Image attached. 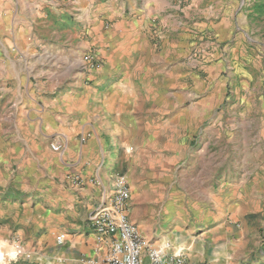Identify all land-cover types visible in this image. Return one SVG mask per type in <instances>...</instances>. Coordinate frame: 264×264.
Returning <instances> with one entry per match:
<instances>
[{
	"label": "crops",
	"instance_id": "obj_1",
	"mask_svg": "<svg viewBox=\"0 0 264 264\" xmlns=\"http://www.w3.org/2000/svg\"><path fill=\"white\" fill-rule=\"evenodd\" d=\"M46 1L0 0V253L8 255L18 246L23 259L38 264L101 262L108 242L96 238L88 217L108 194L112 178L119 176L106 160L114 152L110 145L121 138L120 131L136 128L139 103H149L153 111L156 90L139 78L145 73L140 60L147 56L134 61V54L143 53L139 33L125 32L128 28L122 26L103 32L93 23L88 38L102 46V67L90 72L82 61L83 37L41 32L57 24L89 25L95 0ZM159 1L139 0L138 18L155 12ZM224 28L226 24L219 26L217 34ZM248 32H242L246 41ZM178 72L176 80L185 78L183 69ZM156 89L164 104L179 106L183 121L184 92L171 96L163 87ZM51 144L60 145L61 151L53 152ZM75 175L77 185L72 183ZM257 212L239 198L227 199L225 208L215 203L213 243L204 248L176 244L168 236L151 237L158 228L147 216L138 218L130 211L129 220L146 244H168L184 253L185 264H264L257 221L249 226L241 222ZM59 235H64L60 246Z\"/></svg>",
	"mask_w": 264,
	"mask_h": 264
},
{
	"label": "rangeland",
	"instance_id": "obj_2",
	"mask_svg": "<svg viewBox=\"0 0 264 264\" xmlns=\"http://www.w3.org/2000/svg\"><path fill=\"white\" fill-rule=\"evenodd\" d=\"M137 3L95 0L89 25L57 24L41 32L83 37L85 68L89 55L101 60L102 46L88 38L93 23L103 32L122 26L139 33L143 53L134 54V61L147 54L139 78L156 90L153 111L149 103H139L136 128L120 131L106 158L116 175L129 177V214L149 217L158 228L153 238L168 236L176 244L204 248L213 243L215 203L225 208L227 199L239 198L259 209L255 218L241 222L257 221L264 243V0H160L159 8L141 19ZM243 31H249V41ZM178 71L185 78L176 80ZM157 87L165 95L184 92L183 121L179 106L158 99ZM244 237L249 248V234ZM15 250L0 253V264H38L22 255L14 258Z\"/></svg>",
	"mask_w": 264,
	"mask_h": 264
},
{
	"label": "built area",
	"instance_id": "obj_3",
	"mask_svg": "<svg viewBox=\"0 0 264 264\" xmlns=\"http://www.w3.org/2000/svg\"><path fill=\"white\" fill-rule=\"evenodd\" d=\"M88 70L98 69L100 61L93 55L86 59ZM53 152H60L61 146L51 144ZM79 177L73 183L79 184ZM130 185L126 175L112 178L110 190L104 200L88 217V225L96 238L108 242V253L101 261L87 260L84 264H185V255L173 251L168 244L151 246L146 244L136 227L129 220ZM64 235L56 237L62 245ZM14 258L22 255L20 247L15 248ZM146 259V262L144 261ZM3 260V258L1 257Z\"/></svg>",
	"mask_w": 264,
	"mask_h": 264
}]
</instances>
